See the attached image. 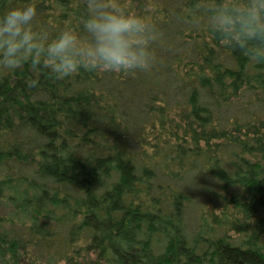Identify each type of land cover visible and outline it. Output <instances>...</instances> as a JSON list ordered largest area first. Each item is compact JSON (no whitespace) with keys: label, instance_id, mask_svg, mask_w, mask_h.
Here are the masks:
<instances>
[{"label":"trees","instance_id":"16d2710c","mask_svg":"<svg viewBox=\"0 0 264 264\" xmlns=\"http://www.w3.org/2000/svg\"><path fill=\"white\" fill-rule=\"evenodd\" d=\"M85 5L0 17L34 6L35 31L83 38ZM218 5L247 0H123L162 33L147 72L0 67V264H264V63L217 31Z\"/></svg>","mask_w":264,"mask_h":264},{"label":"clouds","instance_id":"9594fccd","mask_svg":"<svg viewBox=\"0 0 264 264\" xmlns=\"http://www.w3.org/2000/svg\"><path fill=\"white\" fill-rule=\"evenodd\" d=\"M85 6L83 38L72 30L51 39L46 31H35L34 6L8 11L0 17V67L19 70L28 64L56 80L81 70L127 74L152 69L156 62L152 45L162 35L155 25L126 9L123 0H86ZM212 11L217 31L235 38L234 51L264 63V0H247L243 11L223 5ZM26 83L29 88L40 86L39 79Z\"/></svg>","mask_w":264,"mask_h":264},{"label":"rangeland","instance_id":"374dc122","mask_svg":"<svg viewBox=\"0 0 264 264\" xmlns=\"http://www.w3.org/2000/svg\"><path fill=\"white\" fill-rule=\"evenodd\" d=\"M0 210H5V206L3 204H1L0 206ZM8 215V213H5ZM47 256H51V255H40L39 257H37L35 260H30L28 257H26V259H22L25 260V262L19 260H14V259H8V263L9 264H97V261L95 259V256L91 255V256H87L84 259H75L76 261H70V262H59L57 261L56 258L53 257V259H50V257L46 258Z\"/></svg>","mask_w":264,"mask_h":264},{"label":"water","instance_id":"95a60500","mask_svg":"<svg viewBox=\"0 0 264 264\" xmlns=\"http://www.w3.org/2000/svg\"><path fill=\"white\" fill-rule=\"evenodd\" d=\"M21 1L27 2V1H31V0H21Z\"/></svg>","mask_w":264,"mask_h":264}]
</instances>
